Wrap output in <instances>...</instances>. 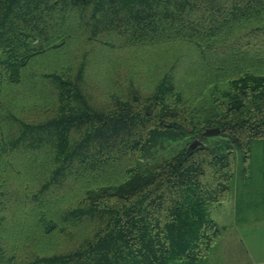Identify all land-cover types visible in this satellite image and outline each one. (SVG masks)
I'll return each instance as SVG.
<instances>
[{
    "label": "trees",
    "instance_id": "16d2710c",
    "mask_svg": "<svg viewBox=\"0 0 264 264\" xmlns=\"http://www.w3.org/2000/svg\"><path fill=\"white\" fill-rule=\"evenodd\" d=\"M256 142L264 0H0V264L201 261Z\"/></svg>",
    "mask_w": 264,
    "mask_h": 264
},
{
    "label": "rangeland",
    "instance_id": "374dc122",
    "mask_svg": "<svg viewBox=\"0 0 264 264\" xmlns=\"http://www.w3.org/2000/svg\"><path fill=\"white\" fill-rule=\"evenodd\" d=\"M209 210L223 235L205 259L172 264H264V167L260 143L253 145L251 167L247 173L243 172L241 153L237 152L231 193L225 201L210 205ZM235 218L254 220L255 224L250 229H230Z\"/></svg>",
    "mask_w": 264,
    "mask_h": 264
},
{
    "label": "crops",
    "instance_id": "0c3cea01",
    "mask_svg": "<svg viewBox=\"0 0 264 264\" xmlns=\"http://www.w3.org/2000/svg\"><path fill=\"white\" fill-rule=\"evenodd\" d=\"M255 224L254 220H247V221H241L239 220V218H235L233 220V223H232V226L230 227V229H250L251 227H253ZM224 229H227V228H224ZM223 235V234H222ZM240 240L244 243L245 240H244V237L241 236L240 237ZM248 252H249V249H248ZM248 255H250V253H248Z\"/></svg>",
    "mask_w": 264,
    "mask_h": 264
},
{
    "label": "water",
    "instance_id": "95a60500",
    "mask_svg": "<svg viewBox=\"0 0 264 264\" xmlns=\"http://www.w3.org/2000/svg\"><path fill=\"white\" fill-rule=\"evenodd\" d=\"M220 132H221V131H220V128H219V127H210V128H206L204 131H202V132L200 133V135H199L200 138L197 139V140L193 143V145L198 144V143L201 141V139H203L204 137L219 135Z\"/></svg>",
    "mask_w": 264,
    "mask_h": 264
}]
</instances>
